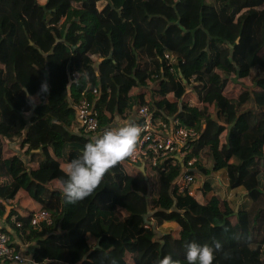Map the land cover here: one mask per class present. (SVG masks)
Instances as JSON below:
<instances>
[{
  "label": "trees",
  "instance_id": "16d2710c",
  "mask_svg": "<svg viewBox=\"0 0 264 264\" xmlns=\"http://www.w3.org/2000/svg\"><path fill=\"white\" fill-rule=\"evenodd\" d=\"M166 51L185 60L179 73L171 72ZM73 67L81 78L71 83ZM86 89L99 110L98 135L144 104L194 127L197 174L226 170L229 187L247 191L246 208L213 209L201 197L210 181L199 196L179 192L178 164L147 165L144 175L126 160L87 198L67 203L53 183L91 137L72 130V103ZM18 139L29 164L20 154L5 157L4 141ZM259 144L264 0H0V219L32 244L36 264H154L166 255L187 264L186 243L214 240L222 245L214 264H264ZM40 210L51 211V225H32ZM169 221L178 229L156 230Z\"/></svg>",
  "mask_w": 264,
  "mask_h": 264
},
{
  "label": "built area",
  "instance_id": "2783aa9c",
  "mask_svg": "<svg viewBox=\"0 0 264 264\" xmlns=\"http://www.w3.org/2000/svg\"><path fill=\"white\" fill-rule=\"evenodd\" d=\"M165 58L172 73H179L180 67L185 63L184 59H179L173 52L166 51ZM81 73L76 67L69 72L71 83L78 81ZM195 76L191 79L194 80ZM93 93L100 95L98 87L92 89ZM88 90H84L81 97L75 100L72 105L76 111L78 125L82 129V134L87 136L98 135L99 133V110L96 108L95 99L91 100ZM137 123L142 128L141 136L138 140L135 153L126 158L132 166L140 167L147 165L151 167L161 166L166 169V164H178L181 167L180 173L175 180L178 191L181 193L195 194V182L197 175L196 165L200 160V155L195 151V141L199 132L194 127L184 125L177 116L158 115L144 104L136 108ZM6 204L14 202L13 199L3 200ZM53 214L49 210H40L31 217V223L35 227L41 225H51ZM153 223L152 220H149ZM17 226H21L16 221ZM25 262L35 264L32 259L24 258L14 244L11 234L5 230V221L0 219V263Z\"/></svg>",
  "mask_w": 264,
  "mask_h": 264
},
{
  "label": "clouds",
  "instance_id": "9594fccd",
  "mask_svg": "<svg viewBox=\"0 0 264 264\" xmlns=\"http://www.w3.org/2000/svg\"><path fill=\"white\" fill-rule=\"evenodd\" d=\"M48 91V85L42 84ZM142 128L134 121L105 128L100 135L88 138L80 153L64 167L61 193L65 201L74 204L93 193L105 174L117 163L131 157L137 148ZM187 264H214L216 252L222 249L219 241L200 245L193 241L185 244ZM154 264H182L171 255L157 258Z\"/></svg>",
  "mask_w": 264,
  "mask_h": 264
},
{
  "label": "crops",
  "instance_id": "0c3cea01",
  "mask_svg": "<svg viewBox=\"0 0 264 264\" xmlns=\"http://www.w3.org/2000/svg\"><path fill=\"white\" fill-rule=\"evenodd\" d=\"M207 2L212 3L213 0H209V1L207 0ZM100 4H102V5H100ZM105 4H106V2L102 1L99 3V7L102 8ZM196 97H197L196 93L194 92L192 94L191 104H196ZM146 98L148 101H151L150 93L148 94V96ZM130 120L134 121V122L137 121L136 109H135L134 114L131 116V119L123 120L120 117H117L116 122L112 126H114L116 124H123V123H126L127 121H130ZM72 130L74 133H78V134L82 135V129L78 124ZM259 145H261V144H259ZM4 152H5V157H11L13 155L20 154V155L25 157L26 163L29 164V161H30L29 157H26L25 154L23 153L24 149L21 148L20 139L15 140L14 142H10L8 140H5L4 141ZM258 153L261 155H264V149L259 148ZM35 166H36V164H35ZM196 170H195V172H196ZM218 174H225V175L223 176V178H220V176H218ZM196 175H197V181L195 182V194L193 196L201 195L200 190L205 185V182L210 181L212 183V190L210 192H208L206 195H201V197L206 199L207 202L213 207V209H216L218 211H227V210H233L234 209L235 211H238L240 208L242 210H244L246 208V206L249 202V199L247 198V191L242 186L237 187V188H233V189L230 188L226 170L223 169V170H219V171H213L211 174H209L207 176L206 175H199L196 172ZM204 178H206L205 181H204ZM53 184L55 187H61V183L58 180H55ZM219 186H220V188H219ZM221 188L224 190L229 189L228 193L225 194L224 192H222L220 190ZM10 207L11 206H8L9 212L11 210V209H9ZM162 227H172V230H177L178 224L176 222H172V221L165 222L162 226L157 227L156 230L157 231L160 230L158 232H161ZM5 228L11 234L13 241H14V244L16 245V247L20 251V253L23 255V257L33 260L32 254H31L32 244L23 242L21 240V238L19 237V235L17 234V232L13 228H11L9 224L5 223ZM162 233H166V232H162ZM89 242L91 244H94L95 243L94 238L90 236ZM0 264H26V263L15 261V262H11V263L5 262V263H0Z\"/></svg>",
  "mask_w": 264,
  "mask_h": 264
},
{
  "label": "rangeland",
  "instance_id": "374dc122",
  "mask_svg": "<svg viewBox=\"0 0 264 264\" xmlns=\"http://www.w3.org/2000/svg\"><path fill=\"white\" fill-rule=\"evenodd\" d=\"M209 1V0H208ZM100 5H102V4H100ZM47 83V85H48V91L47 92H43V93H41V96H42V101H47L48 100V96H49V82L47 81V79H45L44 80V82H43V84L44 83ZM238 144H239V142L238 141H235V146L237 147L238 146ZM259 148H261V149H264V146L263 145H258V149ZM225 174H218V176H220V178H223V176H224ZM205 179L206 178H204V181H205ZM199 180V179H198ZM216 180V179H215ZM212 181V180H211ZM198 183V182H197ZM219 188H220V186H219ZM223 188V187H222ZM220 189L222 192H224L225 194H227L228 193V190L229 189H227V190H224V189ZM114 195V192L111 190V188L109 187V184L107 185V191H106V197H107V199H109V198H111L112 196ZM79 208H80V210H81V212L82 213H85V209L82 207V206H79ZM70 211V210H69ZM172 230V227H162L161 228V232H168V231H171ZM158 231H160V230H158Z\"/></svg>",
  "mask_w": 264,
  "mask_h": 264
},
{
  "label": "water",
  "instance_id": "95a60500",
  "mask_svg": "<svg viewBox=\"0 0 264 264\" xmlns=\"http://www.w3.org/2000/svg\"><path fill=\"white\" fill-rule=\"evenodd\" d=\"M34 107H36V105H34ZM140 170L144 173V175H146V168H145V165H142V166L140 167ZM9 209H11V207H10ZM97 246H98V245H97Z\"/></svg>",
  "mask_w": 264,
  "mask_h": 264
}]
</instances>
